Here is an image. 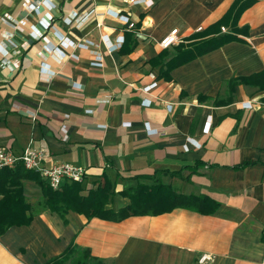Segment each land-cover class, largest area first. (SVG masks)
I'll use <instances>...</instances> for the list:
<instances>
[{
	"label": "crops",
	"instance_id": "0c3cea01",
	"mask_svg": "<svg viewBox=\"0 0 264 264\" xmlns=\"http://www.w3.org/2000/svg\"><path fill=\"white\" fill-rule=\"evenodd\" d=\"M236 1L148 0L128 6L121 0H0V59L6 47V58L20 62L14 68L0 60V149H42L46 167L83 166L87 189L108 175L115 183L108 207L115 211L131 203L123 191L138 181L219 203L215 213L179 207L123 220L88 219L76 211L64 219L44 209L0 236V264H47L72 243L104 264H199L205 253L214 257L208 264H264V90L242 80L264 70V0L238 17L236 27L245 31L224 24L223 32L207 36L239 39L166 73L178 44H199L188 39L221 21ZM108 9L131 12L136 29ZM20 20L26 25L15 29ZM45 20L51 22L48 29L41 25ZM34 26L42 37L32 35ZM173 29L180 42L162 48ZM122 36V46L113 51L102 43ZM86 39L99 46H62L63 40ZM93 50L103 56V67L91 64ZM232 79L240 82L231 92ZM153 82L158 86L150 93L141 90ZM247 101L254 107L244 108ZM167 103H173L172 111ZM63 124L69 129L66 141ZM22 182L35 208L43 190L34 180Z\"/></svg>",
	"mask_w": 264,
	"mask_h": 264
},
{
	"label": "trees",
	"instance_id": "16d2710c",
	"mask_svg": "<svg viewBox=\"0 0 264 264\" xmlns=\"http://www.w3.org/2000/svg\"><path fill=\"white\" fill-rule=\"evenodd\" d=\"M256 0H237L228 14L208 30L198 33L199 37H206L209 33L221 31L224 24L231 26L234 31H245L237 28V19L241 13ZM239 39L235 34H225L222 37L211 36L193 48H184L178 44L176 55L168 61L167 72L172 68L185 64L222 44ZM244 83L257 86L264 90V70L242 79ZM241 80V81H242ZM240 80L230 81L231 92ZM231 97H229V100ZM31 179L39 184L43 190V198L34 208L24 193L23 180ZM86 177L83 181L66 182L60 189L55 190L46 183L38 172L28 170L23 163L14 168L0 169V236L14 225L30 223L34 216L44 209L57 212L66 219L70 211L84 214L88 219L100 217L111 220H123L134 215L159 214L174 208H187L200 213H215L219 203L207 195L177 193L162 183L150 185L138 181L135 187L123 191L130 198L131 203L115 211L108 207L115 194V183L108 175H103L93 182V186L86 188ZM104 264L102 260L91 256L88 249H83L72 243L66 251L49 261L47 264Z\"/></svg>",
	"mask_w": 264,
	"mask_h": 264
},
{
	"label": "built area",
	"instance_id": "2783aa9c",
	"mask_svg": "<svg viewBox=\"0 0 264 264\" xmlns=\"http://www.w3.org/2000/svg\"><path fill=\"white\" fill-rule=\"evenodd\" d=\"M123 3H125L128 6H139V5H146L148 0H121ZM27 7L30 9H36V5L33 3H30L26 1ZM109 15L114 16L119 21L127 25V28L132 30L136 29L137 22L132 20L131 12L123 13L122 11H116V10H110L108 9ZM77 14L73 13L68 18H65L67 23H70L72 21V17H76ZM11 20V17H9ZM26 25L25 20H20L15 29H23V26ZM45 29H48L51 26L50 21H42L41 24ZM103 24L98 23V26L101 27ZM225 29V28H223ZM202 30V27L198 29V31ZM31 33L34 37L39 38L42 37V32L34 27H31ZM124 42V37H120L117 41H112L110 39H102L103 45L108 49L109 51H113L117 48H120ZM180 42L179 39V32L178 29H173L168 35H166L160 42V46L162 48H170L173 45H176ZM62 46L65 48H68L69 46H73L75 48H82V49H89L91 46H99L95 41L91 39H86L84 42L74 43L70 40H63ZM59 55L62 57L66 56V53L61 47L54 48ZM1 52L4 55V58L0 59L1 62L4 64H8L11 67H19L20 62L18 59L16 60H8L6 58V54H8V49L6 47L1 48ZM91 64L93 66L97 67H103V56L101 53H99L97 50H93V53L90 57ZM158 86V82H153L148 85H145L141 88L146 93H150L154 88ZM143 101H146L143 100ZM152 100L148 101V105H151ZM167 109L169 111H172L173 109V103H167L166 105ZM244 108L251 109L254 107V104L251 101H247L243 104ZM32 118H36V114L32 113ZM211 122L207 123L206 129L207 131L211 128ZM145 127L148 130L150 128L149 123H145ZM62 133H63V139L66 141L69 139V129L66 124H63L61 127ZM185 148L188 150L189 146L185 145ZM45 160V152L42 149H36V148H29L25 150L23 153L15 154L12 151H7L4 149H0V169L4 167L14 168L19 163H23L26 169L32 170L35 172H38L43 179L49 184L50 187H52L55 190L60 189L66 182H72V181H78L81 182L86 177V168L83 166L75 165L68 162H62L53 164L50 167H46L44 165ZM214 259L213 255L211 254H202L198 258L199 264H208Z\"/></svg>",
	"mask_w": 264,
	"mask_h": 264
},
{
	"label": "rangeland",
	"instance_id": "374dc122",
	"mask_svg": "<svg viewBox=\"0 0 264 264\" xmlns=\"http://www.w3.org/2000/svg\"><path fill=\"white\" fill-rule=\"evenodd\" d=\"M210 28V27H209ZM208 28V29H209ZM207 29V30H208ZM221 31H222V29H221ZM223 32V31H222ZM198 34V33H197ZM193 35V36H191L189 39H188V41H191V40H195V41H197V43H200V42H203L204 40H206L207 38H210V37H205V39L204 38H202V37H199V35ZM199 38H201V39H199ZM196 39H198V40H200L199 42H198V40H196Z\"/></svg>",
	"mask_w": 264,
	"mask_h": 264
}]
</instances>
